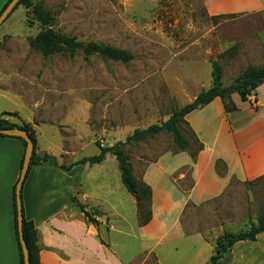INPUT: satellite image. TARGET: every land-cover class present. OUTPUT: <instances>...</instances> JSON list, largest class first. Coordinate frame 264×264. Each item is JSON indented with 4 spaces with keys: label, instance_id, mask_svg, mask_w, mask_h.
I'll list each match as a JSON object with an SVG mask.
<instances>
[{
    "label": "rangeland",
    "instance_id": "rangeland-1",
    "mask_svg": "<svg viewBox=\"0 0 264 264\" xmlns=\"http://www.w3.org/2000/svg\"><path fill=\"white\" fill-rule=\"evenodd\" d=\"M203 1L32 0L44 10L45 25L32 7L17 6L0 24V116L17 111L43 120L37 146L51 143L58 147L59 160L68 168L81 156L123 142L135 129L167 120L172 111L209 87L211 61L221 66L222 83H233L248 64L246 49L254 44L260 24L256 17L246 23L235 15L210 16ZM47 29L84 43L119 47L133 58L123 63L82 49L43 52L32 48L30 40ZM180 132L194 149L189 128L182 125ZM123 148L140 184L146 163L179 149L167 131L131 141ZM96 169L107 171L108 183L123 193L118 200L123 201L121 210L128 221L122 230L135 231L140 217L133 197L121 183L115 157L109 154L106 163ZM181 170L189 173V168ZM180 183L183 189L188 188L189 175ZM230 186L228 198L189 205L183 212L187 232L199 230L214 242L208 251L200 250V262L206 259L205 264L219 235L245 231L264 213V176L249 182L231 180ZM120 237L126 238L129 253L138 250L137 240ZM188 241L181 244L189 249L186 261L194 253L195 241ZM195 245L208 248L201 241ZM228 259L226 252L220 261L231 264ZM130 264L157 262L153 256L140 255Z\"/></svg>",
    "mask_w": 264,
    "mask_h": 264
},
{
    "label": "crops",
    "instance_id": "crops-1",
    "mask_svg": "<svg viewBox=\"0 0 264 264\" xmlns=\"http://www.w3.org/2000/svg\"><path fill=\"white\" fill-rule=\"evenodd\" d=\"M6 2H1L0 9ZM203 5L210 16L230 14L246 23L254 22L256 17L260 28L254 35V44L246 49L247 62L254 66L264 64V0H204ZM211 83L210 80L209 87ZM230 98L236 107L233 111H225L223 101L215 97L185 115L202 144L194 159L187 150H177L144 165L140 181L151 190L150 218L143 225L136 224L135 231L122 230L128 221L126 212L121 210L123 201L118 200L123 193L108 183L107 171L96 169L106 163L109 153L100 163L62 168L58 147L51 143L37 146L39 123L43 120L36 121L35 115L25 117L17 111L2 113L0 117L10 123L29 126L37 155L55 157V162L50 158L32 166L21 187L23 216L36 229L39 263L130 264L143 255L153 256L157 264H199L201 252L208 251L214 242L199 230H185V208L228 198L231 180L249 182L264 176V82L246 100L237 93ZM34 107L38 109V105ZM23 152L19 139L0 136V264H19L12 187L19 177ZM216 161L221 162L218 168ZM183 168H189V173ZM188 175L190 184L183 189L180 180ZM73 198L84 210L99 212L96 225L85 222L78 207L72 204ZM116 223L120 226L113 225ZM123 235L137 240L138 250L129 253L126 238L120 237ZM188 238L195 243L191 248L194 253L186 261L189 249L181 244H189ZM200 241L208 248H195ZM246 247L250 248L248 252ZM228 260L231 264H264V231L254 240L235 242ZM205 262L206 259L200 264Z\"/></svg>",
    "mask_w": 264,
    "mask_h": 264
},
{
    "label": "trees",
    "instance_id": "trees-1",
    "mask_svg": "<svg viewBox=\"0 0 264 264\" xmlns=\"http://www.w3.org/2000/svg\"><path fill=\"white\" fill-rule=\"evenodd\" d=\"M7 2L1 7L0 12L6 6ZM19 5H23L26 8H33L37 19L41 24H47V18L42 7L38 4L34 5L32 0H20L15 8ZM14 8V9H15ZM13 9V10H14ZM222 16H234V15H217ZM30 46L32 48L41 50L43 52H49L51 50L55 52H62L64 50L70 49H82L86 54H98L103 58L120 61L123 63L129 62L133 55L128 51L121 49L119 47L111 45H102L94 42L84 43L82 41H77L73 37L62 34L55 33L51 29H47L44 34L37 36L30 40ZM211 71V86L207 89L200 91L190 102L186 103L182 107H179L172 111L171 115L167 120L160 124H151L144 129H135L130 135L126 136L123 142H116L113 145L100 148L98 154L82 157L78 159L73 164H96L100 163L106 153L113 155L117 161V166L120 173V180L127 192L133 197L137 214L140 217L139 225L145 224L150 218V197L151 190L148 185L141 182V184L136 180L131 164L129 162V156L125 152L123 146L131 141H140L146 137H151L161 131H167L171 134L174 143L179 148L178 150H187L190 156L194 159L198 151L202 148V144L199 142L194 132L189 127L188 123L185 121V115L197 108H200L213 100L215 97H219L224 104V110L229 112L236 109L230 96L232 93H237L241 100H246L249 95L255 90V88L264 82V64L261 66L247 65L242 71L241 75L234 80L233 83L229 85H224L221 81L222 79V68L216 61L210 62ZM182 125L189 128L190 136L192 138L193 144H195L194 149H190V143L180 132ZM0 127H19L24 129L31 140L34 143L33 152L30 158L29 167L27 170L39 162L46 161L50 158L54 159L53 156L49 154L37 155L35 152V137L33 132L30 130L29 126L26 124L16 125L10 123L8 120L0 117ZM0 136H6L1 135ZM19 139L23 147L25 148V141L20 137L10 136ZM24 154V152H23ZM23 156L20 160V168L22 166ZM55 162V159H54ZM220 161H216V166L220 165ZM62 167V166H60ZM64 168V167H62ZM66 169V168H65ZM27 173L25 177L27 176ZM73 204L78 207L86 223H91L96 225L98 223L96 216L99 214L98 211H86L83 206L73 198ZM12 206H13V224L15 231V239L18 249V260L19 264L23 263V254L19 242V234L17 229V219H16V204H15V185L12 187ZM23 214V212H22ZM264 231V213L257 216L255 223L249 225L248 229L242 232H223L215 240L214 253L210 256L207 264H222L221 258L224 253H229L233 244L240 240H254L260 232ZM22 235L25 244L28 249V261L29 264H40L38 259V246L36 244V229L31 220L25 219L23 216L22 221ZM101 243L103 241L101 240Z\"/></svg>",
    "mask_w": 264,
    "mask_h": 264
},
{
    "label": "water",
    "instance_id": "water-1",
    "mask_svg": "<svg viewBox=\"0 0 264 264\" xmlns=\"http://www.w3.org/2000/svg\"><path fill=\"white\" fill-rule=\"evenodd\" d=\"M20 0H9V2L6 4V6L3 8V10L0 12V24L11 14L15 6ZM0 134L6 135V136H15L20 137L25 141V148H24V154H23V161L22 166L20 168L19 177L17 179V182L15 184V204H16V219H17V229L19 234V242L23 254V263L29 264L28 261V249L25 244V241L23 239L22 235V221H23V214H22V204H21V187L22 182L25 178V175L27 173L30 158L33 152L34 143L31 140V137L29 134L22 128L19 127H0ZM112 144H110L111 146Z\"/></svg>",
    "mask_w": 264,
    "mask_h": 264
}]
</instances>
